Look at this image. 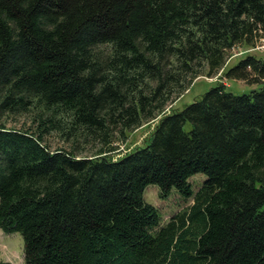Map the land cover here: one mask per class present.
I'll return each instance as SVG.
<instances>
[{
    "label": "trees",
    "instance_id": "obj_1",
    "mask_svg": "<svg viewBox=\"0 0 264 264\" xmlns=\"http://www.w3.org/2000/svg\"><path fill=\"white\" fill-rule=\"evenodd\" d=\"M261 40L264 0H0V230L23 264H264V59L224 70ZM220 71L261 87L166 112ZM149 185L192 204L161 226Z\"/></svg>",
    "mask_w": 264,
    "mask_h": 264
},
{
    "label": "rangeland",
    "instance_id": "obj_2",
    "mask_svg": "<svg viewBox=\"0 0 264 264\" xmlns=\"http://www.w3.org/2000/svg\"><path fill=\"white\" fill-rule=\"evenodd\" d=\"M254 56L257 59H264V40L256 43L254 48H249L246 45L234 46L230 51H228V59L224 70H227L234 65H236L245 56ZM220 71L214 77L200 76L194 80V83L186 90L179 99L171 103L166 112L177 109L181 111L184 106L192 103L195 99L200 98L203 94L209 91L211 88L215 87L217 83H222L226 86V91L235 95L240 96L243 94H248L251 91H258L261 87L259 84H247L242 81L226 80L223 73ZM159 118V117H158ZM155 119L153 122L144 124L139 129L132 133H129L127 141L125 144L119 145V151L124 153L125 151L131 150L142 144L143 140L148 136V134L153 129L157 122ZM8 128H26L29 127V120L25 116H20L16 118H10L7 122ZM48 144L51 149L68 146L60 142L55 136L51 135L48 137ZM205 176L202 174H196L189 179V183L192 190L196 192L203 182L205 181ZM159 190L154 185H149L144 190V199L147 203L154 206L161 215V226L169 221V219L182 209L190 206L192 204V199L182 198L175 189H172L168 197L165 199L159 198ZM9 262L11 264H23L24 254H23V240L19 233H4L0 230V262Z\"/></svg>",
    "mask_w": 264,
    "mask_h": 264
}]
</instances>
